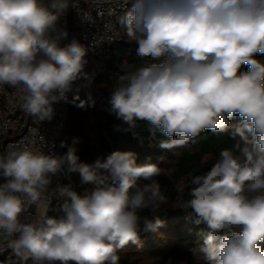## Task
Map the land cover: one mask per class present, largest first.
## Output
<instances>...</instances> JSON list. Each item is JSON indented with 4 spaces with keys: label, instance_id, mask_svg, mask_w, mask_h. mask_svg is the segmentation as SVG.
Segmentation results:
<instances>
[{
    "label": "clouds",
    "instance_id": "9594fccd",
    "mask_svg": "<svg viewBox=\"0 0 264 264\" xmlns=\"http://www.w3.org/2000/svg\"><path fill=\"white\" fill-rule=\"evenodd\" d=\"M69 7L70 0H0V86L21 90L23 110L39 123L53 118L74 82H92L89 48L75 38L64 43L68 32L58 22ZM122 7L119 24L137 55L157 62L118 77L110 111L129 128L144 122L153 137L162 133L167 151L232 127L239 140L191 178L180 207L204 226L188 250L202 264H264V62L257 59L264 0H123ZM94 103L89 93L77 106ZM77 142H61L63 154L28 146L0 153V235L32 264H119L118 253L139 244L141 231L163 224L158 213L168 197L157 164H140L131 151L83 162ZM73 173L90 186L83 194L61 185L59 215L21 219L45 203L52 177Z\"/></svg>",
    "mask_w": 264,
    "mask_h": 264
},
{
    "label": "trees",
    "instance_id": "16d2710c",
    "mask_svg": "<svg viewBox=\"0 0 264 264\" xmlns=\"http://www.w3.org/2000/svg\"><path fill=\"white\" fill-rule=\"evenodd\" d=\"M117 24L119 39L113 45L110 56L104 62V70L96 78V84L104 91L107 101H110L112 88L118 77L123 75L124 71L129 70L130 66L139 67L146 62H157L145 61L140 58L136 53L138 46L126 36L124 29L119 24V19ZM257 59L264 62V55L257 54ZM247 67V65L243 66L242 71H246ZM77 96L79 99H76ZM80 100L85 99L76 93L71 96L68 102L67 120L57 141L58 154L67 151L66 147L60 146L61 142L71 145L76 139L78 141L75 144L76 154L81 161L87 163H92L97 158H106L114 151L134 152L137 162L140 164H143L144 161L158 163V159L154 157L139 158L142 154L163 153L168 156L170 161L167 184L161 190L168 197V202L173 204L176 201L178 204L160 210L158 215L163 221L162 226L154 232L141 231L140 242L135 244V247L154 253L147 264H202V261L189 259L191 252L188 248L197 243L198 234L204 226L196 225L193 222L191 209L180 207L188 198L187 191L191 178L210 170L218 160L220 150L232 148L239 140V137H233V128L229 127L228 130L219 134L203 133L196 144L181 147L177 153H172L171 150L167 151L159 147V142L167 137L159 132L153 137L144 122H138L137 127L129 128V125L110 111L111 105L106 111H98L91 106L78 107ZM237 122L238 117L234 118L231 124L235 125ZM70 177L72 178V187L78 193L83 194L90 187L79 183L78 173H73ZM156 179L161 184L159 177ZM176 185L183 187L184 192H178ZM60 203H62L61 198L58 201H53L48 215H59ZM141 215L150 217L152 213L144 210ZM118 255L120 257L119 264H137L138 262L137 258L132 257L131 251L123 250Z\"/></svg>",
    "mask_w": 264,
    "mask_h": 264
},
{
    "label": "built area",
    "instance_id": "2783aa9c",
    "mask_svg": "<svg viewBox=\"0 0 264 264\" xmlns=\"http://www.w3.org/2000/svg\"><path fill=\"white\" fill-rule=\"evenodd\" d=\"M123 0H70L67 14L59 20V25L68 32L64 43L73 38L89 48L85 71L92 74V82L82 87L83 80L74 82L73 90L67 93V101L53 105L51 120L38 122L22 108L24 93L7 85L0 86V153L9 146H28L45 154L57 153V141L67 120L68 102L73 94H80L86 100L88 94L94 100L93 109L106 111L110 107L104 91L96 84V78L104 70V62L110 56L113 45L119 39L118 19L123 14ZM94 45V46H93ZM54 177H52V180ZM2 182V181H0ZM52 184L44 193L45 203L41 207L30 206L21 217L31 220L41 213H49L52 199ZM0 264H32L31 259H23L7 247V239L0 235Z\"/></svg>",
    "mask_w": 264,
    "mask_h": 264
},
{
    "label": "rangeland",
    "instance_id": "374dc122",
    "mask_svg": "<svg viewBox=\"0 0 264 264\" xmlns=\"http://www.w3.org/2000/svg\"><path fill=\"white\" fill-rule=\"evenodd\" d=\"M119 36H120V34H119ZM178 150H179V148H174V149L171 150V152L172 153H177ZM146 157H148V158H150V157L153 158L154 157V158L158 159V163H156V164L160 167L161 173H162L158 177H159V180L161 182L162 188L165 187L166 184H167V178H168V172H169V166L168 165H169L170 159L168 158V156H166L163 153H161V154H154V153L150 154L149 153V154H142V155L139 156V158H142V159H146ZM144 163H148V162L144 161ZM148 182L149 181H146L143 178H140L138 180V184H145V183H148ZM68 183H72V178L71 177L69 179L68 176L63 175V174H58V175L54 176V179L52 180V183H51L52 184V188H53V191H52V199H53V201H58L60 199V197L57 194L59 186L64 185V184H68ZM174 204L177 205L178 202L175 201L173 204H171L170 202L167 201V203L162 206L161 210L163 208H166L168 206H172ZM157 235H159V234H157ZM123 250L131 251L132 257L138 259L137 264H147L152 259L153 254H154L151 251H145L143 249L136 248L135 244H133V245L130 244L127 247H125ZM123 250H121V251H123ZM189 259L192 260V261H196L194 259V257L192 256V254H190Z\"/></svg>",
    "mask_w": 264,
    "mask_h": 264
}]
</instances>
